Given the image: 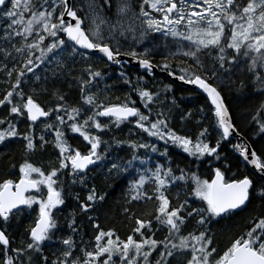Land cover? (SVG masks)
<instances>
[{"label":"snow or ice","instance_id":"6c2138e0","mask_svg":"<svg viewBox=\"0 0 264 264\" xmlns=\"http://www.w3.org/2000/svg\"><path fill=\"white\" fill-rule=\"evenodd\" d=\"M78 3L79 0H59L62 10L58 11L57 0H0V20L7 21V26L0 34V40L7 47L0 45V58L13 62L11 69L5 63L0 71L7 70L8 77L15 75V82L10 84L11 90L0 99V107L10 106L6 117L0 118V125L7 124L6 128L0 130V143L8 138L21 137L25 142L26 153L31 154L37 147L45 148L50 143L45 133L51 134V143L58 150L59 161L58 167L45 170L25 159L19 165L18 182L12 179L0 182V222L5 225L0 228L2 264H25V257L27 264H33V253L37 254L42 264H116V258L119 264H152L150 257L154 252L159 257L155 264H173L174 261L180 264L181 257L189 255L186 264H264V218H253L250 221L252 226L233 239L222 254L214 246L208 227L213 222L230 217L251 202V195L255 191L253 180L246 175L228 180L219 168L215 169L211 182L193 174L191 180L195 187L191 194L203 206L189 208L187 199L173 206L165 193L177 181L187 177L183 170L176 176L172 168L165 169L160 165H156L154 170L145 169L138 179L132 180L128 187V203H157L154 219L168 229V236L164 240L153 238L155 233L152 232L151 220L136 218L137 227L133 232L139 234L138 240L133 235H129L126 240H120L119 236L113 239V231L99 230L94 238L93 250L81 249L82 260L79 257L69 259L74 249L71 237L62 239L65 247L56 260L49 261L46 256H39L44 242L52 239L59 230L55 210L65 203L60 175L67 169L70 175L79 177V182L84 183L90 166L104 159L98 149L102 143L107 144L101 134L110 131L111 124L119 128L125 122H133L134 118L135 127L149 137H155L166 145L171 142L198 159L205 156L219 159L220 147V141L215 146L206 142L207 128L199 133L194 142L191 137L178 135L172 130L164 113H158L152 119L149 106L159 98V94L153 93L147 85H137L134 89L144 108L149 109L147 114L137 107V101L130 96L122 102L111 103L100 100L95 93L89 94L88 90L94 86V82L102 77L101 71L94 70L91 64L84 69L86 75L78 80L82 104L79 107L67 104L65 95L57 89L53 95L59 103L55 108L45 110L21 87L28 73L36 76L34 69L40 64L54 62L53 83L66 71L62 54H67L73 61L76 56L87 61L92 54L99 53L107 62L115 64L120 63L119 57L130 56L139 67L151 74L154 65L148 57L152 50L137 52L131 46L125 48L121 38L126 42L131 37L134 42L142 43L150 32L171 36L177 47V52L172 55L186 58L179 60L182 74L177 79L195 85L207 94L223 140H228L236 129L221 92L211 81L220 79L222 72L231 70L226 65H236L237 58L243 57L245 61H251L246 70L254 77L252 85L264 96V0H142L138 13L133 10L132 0H87L86 10L78 7ZM145 5L160 13L162 19L151 16L145 10ZM78 12H84V15H78ZM181 26L184 30H181ZM229 49L235 53L231 59L227 52ZM158 66L169 76L175 75L170 70L171 63L165 62ZM120 75L123 77L124 73ZM36 79L41 78L36 76ZM47 79L44 78L45 81ZM143 79L139 77V80ZM124 83L130 81L125 79ZM241 87H246L243 81ZM261 113H264V101L253 116L258 124V133L264 134V116ZM53 116L54 123H48L47 119ZM101 117L108 120L101 121ZM41 118L46 119L41 121ZM13 120L30 122L29 131L21 134ZM37 121L44 125L38 141L33 131ZM91 129H95L96 134ZM67 130L83 138L86 142L84 151L74 149L67 143ZM131 147L150 149L153 153L159 151L155 144L149 143H134ZM234 147L256 171L264 173V161L255 150L249 152L246 146L240 144ZM160 155L166 156L167 149ZM136 159L133 156L123 166L112 163L109 171L115 174L126 172ZM140 163L146 164L147 161L142 160ZM72 182L77 181L73 179ZM149 184L154 185L151 194L145 187ZM258 195L264 199V187ZM97 199L103 201L104 196L98 195L93 188L87 201ZM34 205L38 206V217L28 229V242L18 248L11 247L7 225L17 214L33 209ZM89 207V204L81 205L84 212ZM189 219L195 221V230L184 235L182 229ZM68 227L73 233L77 232L75 220ZM94 227L99 229V225ZM142 229L152 232V235L146 236ZM9 252H14L16 256L8 255Z\"/></svg>","mask_w":264,"mask_h":264},{"label":"trees","instance_id":"16d2710c","mask_svg":"<svg viewBox=\"0 0 264 264\" xmlns=\"http://www.w3.org/2000/svg\"><path fill=\"white\" fill-rule=\"evenodd\" d=\"M141 3L142 0H136V5L139 9ZM57 5L58 11L62 10L59 8V0H57ZM78 7L84 8L79 3ZM145 10L149 11L151 16L162 19L160 13L153 11L147 5H145ZM78 15L83 16L84 12H78ZM6 26L7 21L0 20V34H2ZM181 30H184L182 26ZM122 44L125 48L131 46L137 52L151 49L152 51L148 58L152 60L153 64L158 66L169 62L172 65L170 70L174 71L176 76L181 75L179 60L186 58L172 55L177 52V47L171 36L154 32L151 38L142 45H133L126 42ZM0 45L7 47L2 40H0ZM227 52L229 59L235 55L231 49L227 50ZM36 55L38 56L39 52ZM166 57L170 59L166 60ZM237 59L238 63L236 65H226V67L231 69L229 72H222L220 79L212 80L211 83L217 86L222 93L233 124L238 132L247 139L258 156L264 161V134L258 133V124L253 120L260 103L264 101V96L257 92L252 85L251 81L254 77L246 70L247 64L251 63V61H245L242 57ZM62 62L66 65V71L60 75L55 83H53L52 72L54 62L46 61L45 64H40L38 68L34 69L36 76L41 78L40 80H37L32 73H28L21 85L26 93L31 94L41 106L45 107V110L55 108L59 103L53 95V92L57 89H59L61 94L65 95L67 104L79 107L82 104V100L78 80L82 75H86L84 69L88 64H91L94 70L101 71L102 77L94 82V86L88 90L89 94L95 93L100 100L111 103L122 102L125 97L130 96L137 101V107L145 114L149 112V109L151 110L152 119H155L158 113H164L172 130L178 135H185L193 140H196L199 133L207 128L206 142L210 146H215L220 141L218 149L219 159L215 157L198 159L171 144L166 145L163 141H159L155 137H149L146 133L136 128L134 120L131 123L125 122L121 124L119 128L111 124L110 131L101 134L102 139L107 141V144L102 143L100 149H98L104 159L87 171L84 183L79 182V177L70 175V170L66 169L60 175V185L64 188L65 203L58 210H55L59 230L56 231L52 239L44 242L39 256H46L49 261L56 260L65 247L62 244V239L71 237L74 241V249L73 256L69 259L79 257L82 260L83 252L81 249L93 250L94 238L99 230L105 232L113 231L115 234L113 239L119 236L120 240H126L129 235H133V238L138 240L140 238L139 234H134L133 232V229L137 227L135 224L136 218L151 220L152 232L155 233L153 238L164 240L168 236V229L158 224L154 219L157 203L155 201H133L128 203V187L132 180L134 178L138 179L139 174L144 173L145 169L154 170L156 165H160L165 169L172 168L173 174L176 176H179L181 170H183L187 177L183 181H177L165 193L173 206L182 203L185 199L188 200L189 208L203 206L202 202L191 194L192 188L195 187L191 180L193 174L202 180H212L215 175V169L219 168L228 180L243 178L245 175L253 180L255 191L251 195V202L243 210L235 212L228 218L213 222L208 226L210 234L213 236L214 246L217 247L220 254L226 250L233 239L239 237L252 226L250 221H253V218L257 220L264 218V199H261L258 195L262 187H264V179L253 174L245 165L239 151L234 147L238 144L235 139H230L229 141L222 139V132L216 123L212 111L213 108L204 96L172 82L164 75L149 74L148 71L134 68L127 64L113 66L99 54H92L87 61L81 60L79 56H76L73 61L67 54H62ZM5 63H7L8 69L12 68L13 62L4 61L0 58V68H3ZM159 69L162 70L161 67ZM6 71H0V99L3 98L8 90H11L10 84L15 82V75L8 77ZM121 72L124 73L123 77L120 75ZM45 77L48 78L47 81L44 80ZM139 77H144V79L139 80ZM125 79L129 80L130 83H124ZM241 81L246 87H241ZM137 85L140 87L147 85L153 93L159 94V98L154 100L149 109L144 108L143 103L137 96L134 90ZM169 88L171 89L170 91L168 90ZM118 97L119 101L117 100ZM261 115L264 116V113H261ZM65 118L67 119V117ZM100 120L107 121L108 118L101 117ZM47 122L54 123V116L53 118H48ZM23 123L19 129L21 134L29 131L30 122L24 120ZM43 128L44 125L41 121L33 126L37 141L43 133ZM91 132L96 134L95 129ZM66 133L68 141L73 148L85 150L84 145L86 142L83 141V138L78 133H72L71 131H66ZM45 135L50 143L43 149L37 147L31 154L26 153L25 142L21 137H16L0 144V182L6 179L18 182L19 165L25 159L45 170H50L51 167H58V150L51 143L53 136L47 133ZM134 143L155 144L159 151L153 153L150 149H134L131 147ZM165 149H167V155L161 156L160 152ZM133 156L138 159L133 161L132 166L126 172L119 174L110 173L109 169L112 163L123 166L132 160ZM142 160L147 161V163L141 164L140 161ZM73 179H76L77 182L73 183ZM93 188L98 195L104 196L103 201L99 199L92 202L87 201V196ZM153 189L154 185H146V190L150 194ZM83 204L90 205L87 212L82 211L81 205ZM125 209H128V211L126 212ZM37 217L38 208L35 206L33 209L17 214L10 220L7 225V235L12 241L11 247L18 248L28 242V229L34 225ZM73 220L76 222V233H73L68 227ZM94 225H99V229L95 228ZM4 227L5 225L0 222V228ZM194 230L195 221L189 219L186 227L182 229V233L187 235ZM142 231L146 236L152 235V232H148L146 229H142ZM8 255L16 256L14 252H9ZM32 255L33 264H42V261L37 258V254L33 253ZM0 264H2V261H0ZM25 264H27V257H25ZM173 264H176V262L174 261ZM180 264H186L184 257H181Z\"/></svg>","mask_w":264,"mask_h":264},{"label":"water","instance_id":"95a60500","mask_svg":"<svg viewBox=\"0 0 264 264\" xmlns=\"http://www.w3.org/2000/svg\"><path fill=\"white\" fill-rule=\"evenodd\" d=\"M95 54H99V53H95ZM99 55L102 56V54H99ZM104 59L106 60V58H104ZM119 60H120V63H119V64H115V63H112V62H109V63H110L111 65H113V66H120L121 63H124V64H127V65L131 66V67L139 68V69H142V70H144V71H147L146 69L139 67L138 64H137V62H136L135 60H133L130 56H121V57H119ZM153 65H154V67H153V69H152V73H153V74H160V75L167 76L172 82H174V83H176V84H179V85L185 87L186 89H188V90H190V91H192V92H195V93L201 94L202 96H204V97L208 100L210 106L213 108V106L211 105V101H210V99L207 97V94L203 92V90L199 89V88L196 87L195 85L186 84V83L180 81L179 79H177L178 76H176V75L169 76V75L167 74L166 71H164V70H160L159 67H158L157 65H155V64H153ZM221 95H222V93H221ZM222 98H223V100H224V102H225V99H224L223 95H222ZM225 105H226V103H225ZM226 107H227V105H226ZM227 108H228V107H227ZM228 110H229V109H228ZM229 115H230V118H231V122L233 123V120H232V117H231L230 111H229ZM45 119H46V118H41V121H43V120H45ZM132 120H134V118H132ZM37 122H40V121H37ZM233 125H234V124H233ZM234 127H235V126H234ZM235 129H236V127H235ZM230 139H235V140L237 141L238 144L246 146V147L249 149V152H250L251 150H254L253 147L251 146V144L247 141V139H246L243 135H241V134L238 132L237 129H236L235 132H233V134H232V135L228 138V140H226V141H229ZM249 158L251 159V157H249ZM242 159H243V157H242ZM243 162H244L245 165H246V166L252 171L253 174H255L256 176H258V177H260V178H262V179H264V173H261V172L256 171L255 168H254V166L251 165V164H249V163H248L247 161H245L244 159H243ZM94 166H95V165L90 166L89 170L92 169ZM214 176H215V175H214ZM213 178H214V177H213ZM225 178H226V177H225ZM28 194H30V193H26V195H28ZM247 205H248V204H247ZM244 208H245V207H244ZM244 208H242V209H238L236 212L241 211V210H243Z\"/></svg>","mask_w":264,"mask_h":264},{"label":"rangeland","instance_id":"374dc122","mask_svg":"<svg viewBox=\"0 0 264 264\" xmlns=\"http://www.w3.org/2000/svg\"><path fill=\"white\" fill-rule=\"evenodd\" d=\"M86 3H87V0H79V4L80 5H82V6H84V8H85V10H86ZM132 5H133V10L135 11V12H139V7L136 5V0H132ZM154 32H150L148 35H147V37L143 40V42L141 43V42H134L132 39H131V37H129L128 38V40L126 41V43H129V44H139V45H142V44H144V43H146L150 38H151V35L153 34ZM137 34H139V33H137ZM121 42L122 43H125V41L123 40V38H121ZM243 58V57H242ZM244 59V58H243ZM152 74V73H151ZM182 74V73H181ZM10 107V106H9ZM9 107H0V118H5L6 117V115H7V112L9 111ZM82 118V117H81ZM80 118V119H81ZM8 119H12L11 117H8ZM100 119V118H99ZM23 121L24 120H13V123H16V125H17V128H18V131H19V129H20V127H21V125L22 124H24L23 123ZM81 121H82V119H81ZM7 127V124H5V125H0V130H3L4 128H6ZM93 129H91L90 131H92ZM67 131H70V130H67ZM70 135V134H69ZM13 138H16V137H13ZM13 138H8V139H6L4 142H6V141H8V140H10V139H13ZM66 140H67V143L70 145V143H69V141H68V138H67V133H66ZM160 141V140H159ZM194 142H195V140H193ZM3 142V143H4ZM0 144H2V143H0ZM169 145L171 144V145H173L171 142H169L168 143ZM71 146V145H70ZM174 147H176V148H178V149H180V150H182L183 151V149L182 148H180V147H177V146H175V145H173ZM72 147V146H71ZM73 148V147H72ZM75 149V148H74ZM188 154V153H187ZM205 157H208V156H205ZM205 157H202V158H205ZM200 159V158H199ZM36 166V165H35ZM202 180V179H201ZM209 182H211V180H208ZM146 187V186H145ZM45 191V193H46V189L44 190ZM37 207L38 208V206L37 205H34L33 207ZM163 226V225H162ZM165 227V226H164ZM183 234V233H182ZM185 259H187V258H190V255L189 256H187V257H184ZM157 259H159V257H158V255H157V253L156 252H154L153 254H152V256L150 257V260L152 261V264H155V261L157 260ZM116 264H119V260H118V258H116Z\"/></svg>","mask_w":264,"mask_h":264},{"label":"flooded vegetation","instance_id":"af4514ba","mask_svg":"<svg viewBox=\"0 0 264 264\" xmlns=\"http://www.w3.org/2000/svg\"><path fill=\"white\" fill-rule=\"evenodd\" d=\"M121 66V65H120ZM161 70V69H160Z\"/></svg>","mask_w":264,"mask_h":264}]
</instances>
